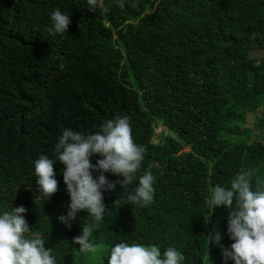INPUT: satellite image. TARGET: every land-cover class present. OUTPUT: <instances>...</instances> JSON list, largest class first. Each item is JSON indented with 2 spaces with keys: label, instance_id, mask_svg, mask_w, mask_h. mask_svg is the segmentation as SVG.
Listing matches in <instances>:
<instances>
[{
  "label": "trees",
  "instance_id": "1",
  "mask_svg": "<svg viewBox=\"0 0 264 264\" xmlns=\"http://www.w3.org/2000/svg\"><path fill=\"white\" fill-rule=\"evenodd\" d=\"M119 2L103 0L105 13L90 12L87 0H0V214L25 207L56 264H107L122 242L175 247L183 264H224L215 235L234 243L230 209L205 200L242 170H255L254 190L264 181V56L251 54L264 50V0ZM56 9L71 20L62 35L49 33ZM117 116L130 118L146 152L124 189L122 177L104 173L117 183L103 192L106 213L91 237L103 247L82 254L73 238L88 214L70 228L58 220L70 203L65 166L54 162L58 190L42 201L34 162L55 159L63 129L87 135ZM148 170L154 202L128 205Z\"/></svg>",
  "mask_w": 264,
  "mask_h": 264
},
{
  "label": "clouds",
  "instance_id": "2",
  "mask_svg": "<svg viewBox=\"0 0 264 264\" xmlns=\"http://www.w3.org/2000/svg\"><path fill=\"white\" fill-rule=\"evenodd\" d=\"M87 4L90 12L108 11L103 0H87ZM119 6H124L123 0ZM50 20V34L66 33L71 23L70 16L60 9L51 13ZM157 129L161 132L163 127ZM131 133L127 116L108 120L99 131L87 135L65 128L54 145L55 159L42 154L34 162L38 198L42 201L50 199L58 190L54 162L58 160L65 166L62 175L70 203L67 213L58 220L70 228L81 211L88 214L81 234L73 238L82 254H96L103 247L91 240L106 213L103 192L114 191L117 182L122 189L132 184L141 168L146 148L137 145ZM186 150L185 153L191 152V147ZM94 155L102 158L92 165L90 158ZM93 172L100 175L94 179ZM109 172L122 180L109 181L104 175ZM254 174V169L242 170L232 179L230 188L216 185L211 197L205 200L213 210L222 205L230 209L227 234L234 243L226 248L220 243V231L215 235V245L221 249L224 264L229 260L234 264H264V181L257 178L254 190ZM154 182L151 170L145 171L138 178V187L127 196V204L147 207L153 203ZM117 203L119 199L114 202ZM26 212L25 207L17 206L0 214V264H56L54 249L46 246L39 232L31 231ZM184 260L185 256L175 247L161 252L159 246L138 243H118L107 254V264H183Z\"/></svg>",
  "mask_w": 264,
  "mask_h": 264
},
{
  "label": "rangeland",
  "instance_id": "3",
  "mask_svg": "<svg viewBox=\"0 0 264 264\" xmlns=\"http://www.w3.org/2000/svg\"><path fill=\"white\" fill-rule=\"evenodd\" d=\"M251 54L253 56L258 57V59H259V57L264 56V50L257 48L256 50H252ZM156 133L159 134L160 133V129H157ZM185 150H186V148H185ZM188 150H189V148H187V150L185 152H187Z\"/></svg>",
  "mask_w": 264,
  "mask_h": 264
}]
</instances>
